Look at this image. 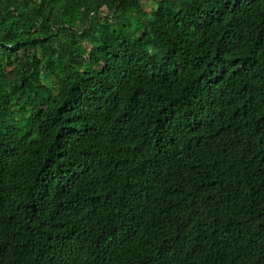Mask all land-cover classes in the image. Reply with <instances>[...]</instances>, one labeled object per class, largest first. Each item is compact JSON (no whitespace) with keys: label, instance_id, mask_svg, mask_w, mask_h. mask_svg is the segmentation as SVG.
Masks as SVG:
<instances>
[{"label":"trees","instance_id":"1","mask_svg":"<svg viewBox=\"0 0 264 264\" xmlns=\"http://www.w3.org/2000/svg\"><path fill=\"white\" fill-rule=\"evenodd\" d=\"M0 264H264V0H0Z\"/></svg>","mask_w":264,"mask_h":264},{"label":"rangeland","instance_id":"2","mask_svg":"<svg viewBox=\"0 0 264 264\" xmlns=\"http://www.w3.org/2000/svg\"><path fill=\"white\" fill-rule=\"evenodd\" d=\"M142 4H143V7H144V9H145L146 11H153V9H154V8H153V5H152L150 2H148V1H143ZM44 79H45L46 83L50 84V86L53 85V82L50 81V79H49V77H48L47 75H44Z\"/></svg>","mask_w":264,"mask_h":264}]
</instances>
